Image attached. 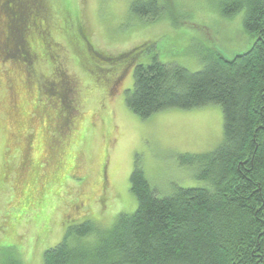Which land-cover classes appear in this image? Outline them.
Here are the masks:
<instances>
[{
  "label": "rangeland",
  "instance_id": "obj_1",
  "mask_svg": "<svg viewBox=\"0 0 264 264\" xmlns=\"http://www.w3.org/2000/svg\"><path fill=\"white\" fill-rule=\"evenodd\" d=\"M10 1L0 0L8 25H0V264H43L45 250L61 241L70 225L86 220L93 230L68 239L93 245L120 214L136 209L130 185L135 164L158 196L178 187H212L198 177L197 163H182L180 156L212 151L222 142L221 104L141 117L127 105L125 91L134 86L136 64L154 57L196 71L213 49L232 58L250 48L256 37L244 29L245 8L227 16L221 6L229 0H165L168 12L153 18L133 13L134 0H46L56 15L48 13L54 45L66 38L64 32L74 38L76 27L83 26L91 59L69 51L62 57L60 84L46 83L41 75L47 104L33 112L34 72L51 60L32 62L25 45L30 27L50 40L33 28L41 6ZM65 14L74 22H66ZM145 41L154 43L118 57ZM71 77L81 81L78 104L72 102ZM39 151L41 167L34 169Z\"/></svg>",
  "mask_w": 264,
  "mask_h": 264
},
{
  "label": "trees",
  "instance_id": "obj_2",
  "mask_svg": "<svg viewBox=\"0 0 264 264\" xmlns=\"http://www.w3.org/2000/svg\"><path fill=\"white\" fill-rule=\"evenodd\" d=\"M242 7L244 29L256 37L250 48L232 58L213 49L196 71L154 57L136 64L134 86L125 91L127 105L141 117L221 104L222 142L212 151L180 156L182 163H197L198 177L212 187H178L158 196L135 164L134 212L120 214L91 246L68 239L88 234L90 222L70 225L64 238L45 250L43 264H264V0H229L221 10L231 16ZM168 10L165 0L131 4L133 13L153 18Z\"/></svg>",
  "mask_w": 264,
  "mask_h": 264
},
{
  "label": "flooded vegetation",
  "instance_id": "obj_3",
  "mask_svg": "<svg viewBox=\"0 0 264 264\" xmlns=\"http://www.w3.org/2000/svg\"><path fill=\"white\" fill-rule=\"evenodd\" d=\"M22 1V0H19ZM27 3V5L29 6H33V7H37V6H41V10L42 13L39 14V16L37 17V13H34V20L33 21V28L34 26L36 28H40L43 35L48 38L50 41L48 42V40L40 37L39 35L33 34L34 33V29H32V27H30V31H28V34L30 33L29 38L26 40V48L28 49L30 55L32 56V62H34V64L36 63L37 65L40 64V62L42 60H51V63L49 61H47L48 64H50L51 66L49 67V65L47 63H43L42 64V69L35 71L34 75L36 74V76H39L35 79L36 85H37V90H36V97H35V103L33 104V107L31 108L32 111H36L38 109V107L40 108L43 104L46 105L47 102H43V96L44 93L42 92V85L44 83L41 82L40 79V75H42L44 77V80L46 83H56V84H60V82H62V78H61V74L60 75V66L62 64V57H66L67 58V53L70 51L74 52L75 51H80L84 57L91 59V51L90 48L87 46V41H88V34L86 29L82 26L81 28L76 27L77 28V34L75 33V37L74 38H69L66 35V32H64L66 38L64 37V39L62 38V42L59 41L58 42V46L54 45V41H51L54 37V35H56L54 33V31L52 32V25L49 23L48 21V13L51 15L52 18H56V15L53 14L52 12H49L47 10V8H53V6H49L46 5V0H23ZM12 2V1H11ZM11 2H7V3H11ZM58 18L60 17V10L57 11ZM69 17V18H68ZM33 18V17H32ZM70 15L69 14H65L64 15V20H66V22L68 21V23L70 24V22H74L73 20H70ZM0 25H2L4 27V29H6V27L8 26L6 24V17L1 13L0 14ZM2 21L4 23H2ZM66 30V29H65ZM68 30V29H67ZM59 33V31H58ZM62 33V32H61ZM72 35V34H71ZM36 36V38H35ZM62 37V36H61ZM76 38V39H75ZM66 41V44H65ZM77 48V50H76ZM75 53V52H74ZM97 53V52H96ZM48 67V71L50 68V74L49 72L45 73L44 68ZM36 70V69H34ZM39 72V75L38 73ZM39 79V80H38ZM69 82L71 83V87L73 90V97H72V102L74 101L76 104H78V102L81 100L80 96H81V81L80 79H78L77 77H71L69 78ZM78 100V102H77ZM38 101V102H36ZM32 112L29 113V115H31ZM57 115H59V113L57 112ZM31 120V118H30ZM55 120V119H54ZM54 125H57V121L55 120ZM54 127V126H52ZM51 124L48 123V128H52ZM51 136H53L51 134ZM54 138H57V136L55 135ZM43 143H45V140L43 139ZM42 145V144H41ZM40 146L41 150L42 147ZM23 150H21L19 148V153H22ZM39 154H37L36 157V163H33V168L35 169V167L37 166L38 168L41 167V154L40 151L38 152ZM22 161V158H21ZM35 166V167H34ZM72 168V167H71Z\"/></svg>",
  "mask_w": 264,
  "mask_h": 264
}]
</instances>
